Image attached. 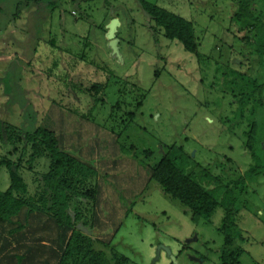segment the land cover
I'll return each mask as SVG.
<instances>
[{
	"label": "rangeland",
	"instance_id": "1",
	"mask_svg": "<svg viewBox=\"0 0 264 264\" xmlns=\"http://www.w3.org/2000/svg\"><path fill=\"white\" fill-rule=\"evenodd\" d=\"M108 1L15 0L0 12V120L13 126L12 140L0 131V156L18 164L38 208L0 222V264H53L61 254L41 203L51 161L31 162L25 139L39 126L98 172L78 187L95 197L74 195L69 210L97 248L106 243L135 264H220L224 207L195 223L149 171L176 145L190 154L191 171L232 181L253 163L244 146L253 122L264 158V109L237 112L247 76L257 77L255 45L233 18L239 0H146L194 23L198 54L167 39L138 0ZM114 18L120 58L106 38ZM9 186L4 167L0 190ZM239 207L240 262L264 264V171L247 183Z\"/></svg>",
	"mask_w": 264,
	"mask_h": 264
},
{
	"label": "trees",
	"instance_id": "2",
	"mask_svg": "<svg viewBox=\"0 0 264 264\" xmlns=\"http://www.w3.org/2000/svg\"><path fill=\"white\" fill-rule=\"evenodd\" d=\"M138 1L156 27L163 30L167 39L178 40L188 52L198 54L199 41L193 22L157 4L146 0ZM106 3L109 4V1L106 0ZM233 18L238 21L240 29L248 33L246 39L254 37L255 51L261 58L264 57V12L260 0H239ZM246 82L247 85L240 91L237 112L241 115L247 105L251 104L249 110L255 115L264 109V82L248 76ZM101 87L94 85L91 91L98 92ZM141 104H138L139 107ZM12 129V125H4L0 120V131L7 134V139L12 140ZM256 129V122H253L244 144L245 152L250 155L253 163L244 174L232 181L220 182L206 170L199 174L191 171L190 154L184 147L176 145L169 147L149 171L150 178L159 184L166 195L180 201L190 211L195 223L211 219L218 205L224 207L225 215L220 227L224 236L220 264H241L240 259L244 253L241 242L245 237L237 224L239 200L246 191L247 183L264 171V158L259 151L263 138L256 135ZM3 135L0 136L2 139ZM25 139L32 147L31 162L43 155H48L51 161L48 172L43 175L44 194L41 196V203L43 209L50 213L58 231L61 254L53 264H135L106 243L102 242L105 248H97L96 243L101 242L78 230L69 212L74 195L95 197L96 192L82 194L78 187L90 177L97 176V170L64 151L59 145L57 134L47 127L39 126L34 131L27 132ZM146 154L150 155L151 151ZM4 167L9 171L10 186L5 191L0 190V222L11 221L25 209L28 213L38 209L28 196V185L19 172L18 164L11 158L0 156V173ZM211 185H216L223 193L220 194L219 189L211 188Z\"/></svg>",
	"mask_w": 264,
	"mask_h": 264
},
{
	"label": "water",
	"instance_id": "3",
	"mask_svg": "<svg viewBox=\"0 0 264 264\" xmlns=\"http://www.w3.org/2000/svg\"><path fill=\"white\" fill-rule=\"evenodd\" d=\"M120 26V21L118 18H114L111 20V22L108 24L107 26V34H106V38L108 40V45H109V48L111 50V54L113 56H116L118 58L121 57L120 55V51H119V46H118V43H119V39L117 37V32H118V28ZM197 239V238H196ZM165 250L168 252L169 255H171L172 259L174 261H176V258L175 256L172 254L170 248L168 247H165ZM160 253V249L158 250V254Z\"/></svg>",
	"mask_w": 264,
	"mask_h": 264
},
{
	"label": "crops",
	"instance_id": "4",
	"mask_svg": "<svg viewBox=\"0 0 264 264\" xmlns=\"http://www.w3.org/2000/svg\"><path fill=\"white\" fill-rule=\"evenodd\" d=\"M12 1H15V0H0V12L3 11L5 4L12 3ZM17 1L22 2L23 0H17ZM26 1L32 2L33 0L32 1L26 0ZM260 3H261V8L263 9V12H264V0H260ZM0 35H3V34L1 33ZM251 40H252V43L255 44V39L253 36ZM253 54H254L253 57H255L254 62H253V71L254 73H257L256 79H259L261 82H264V57L261 58L260 55L256 51H254Z\"/></svg>",
	"mask_w": 264,
	"mask_h": 264
}]
</instances>
